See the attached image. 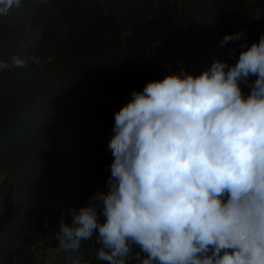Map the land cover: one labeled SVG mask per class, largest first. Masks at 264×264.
I'll return each instance as SVG.
<instances>
[{
  "label": "trees",
  "instance_id": "obj_1",
  "mask_svg": "<svg viewBox=\"0 0 264 264\" xmlns=\"http://www.w3.org/2000/svg\"><path fill=\"white\" fill-rule=\"evenodd\" d=\"M241 30L249 46L259 41L264 0H22L0 15V61L38 60L0 70V264H38L52 230L50 247H61L62 214L71 224L68 209L109 191L114 114L133 91L213 60L235 64L243 41H221ZM99 247L83 241L41 264H109Z\"/></svg>",
  "mask_w": 264,
  "mask_h": 264
},
{
  "label": "clouds",
  "instance_id": "obj_2",
  "mask_svg": "<svg viewBox=\"0 0 264 264\" xmlns=\"http://www.w3.org/2000/svg\"><path fill=\"white\" fill-rule=\"evenodd\" d=\"M21 2L0 0V15ZM229 41H243L235 64L213 60L131 93L114 114L109 191L68 209L71 224L62 214L61 247L99 244L109 264H264V33L250 46L245 30L221 46ZM30 61L16 55L0 70Z\"/></svg>",
  "mask_w": 264,
  "mask_h": 264
},
{
  "label": "rangeland",
  "instance_id": "obj_3",
  "mask_svg": "<svg viewBox=\"0 0 264 264\" xmlns=\"http://www.w3.org/2000/svg\"><path fill=\"white\" fill-rule=\"evenodd\" d=\"M150 56V53H148ZM3 200L0 199V215L2 213ZM54 230H52L41 242L37 245L35 253L38 264L47 263L52 259L56 258L63 250V247L52 249L50 247V241Z\"/></svg>",
  "mask_w": 264,
  "mask_h": 264
}]
</instances>
